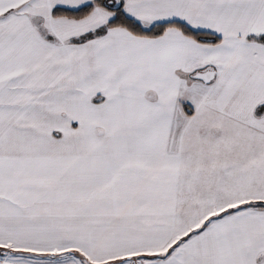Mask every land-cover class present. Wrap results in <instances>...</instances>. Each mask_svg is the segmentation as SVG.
I'll return each instance as SVG.
<instances>
[{
	"label": "snow or ice",
	"instance_id": "snow-or-ice-1",
	"mask_svg": "<svg viewBox=\"0 0 264 264\" xmlns=\"http://www.w3.org/2000/svg\"><path fill=\"white\" fill-rule=\"evenodd\" d=\"M0 264H264V0H0Z\"/></svg>",
	"mask_w": 264,
	"mask_h": 264
}]
</instances>
